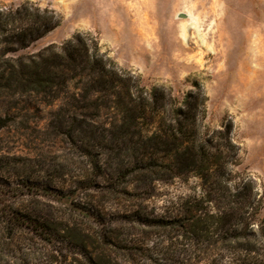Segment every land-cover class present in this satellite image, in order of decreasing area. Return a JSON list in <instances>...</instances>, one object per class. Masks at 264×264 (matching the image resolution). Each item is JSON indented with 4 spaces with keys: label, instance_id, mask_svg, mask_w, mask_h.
Instances as JSON below:
<instances>
[{
    "label": "rangeland",
    "instance_id": "rangeland-1",
    "mask_svg": "<svg viewBox=\"0 0 264 264\" xmlns=\"http://www.w3.org/2000/svg\"><path fill=\"white\" fill-rule=\"evenodd\" d=\"M26 2L55 9L62 23L10 57L92 34L156 94L168 126L181 108L195 115V132L182 148L176 135L155 144L139 134L148 121H121L113 104L94 108L109 97L73 87L54 104L0 93V117L12 120L0 130V264H264V0H0ZM192 143L223 156L217 179L255 186L263 209L249 228L241 216L254 209L238 212L237 201L225 227L181 221L186 202L212 186L173 167Z\"/></svg>",
    "mask_w": 264,
    "mask_h": 264
},
{
    "label": "trees",
    "instance_id": "trees-1",
    "mask_svg": "<svg viewBox=\"0 0 264 264\" xmlns=\"http://www.w3.org/2000/svg\"><path fill=\"white\" fill-rule=\"evenodd\" d=\"M61 23L62 17L53 8H42L32 2L19 6L0 3V93L34 92L43 95V101L47 104H54L66 97L73 87L85 92L84 98L90 95L109 97L104 104L98 101V97L96 102H93L94 108L113 104L121 116V121H130V125L135 126L141 121H148V130L139 134L155 144L161 143L164 137L176 135L175 139L180 140L181 144L178 145L182 148L193 139L195 115L180 108L177 110L176 127L171 124L169 127L166 120L167 111L156 94L146 91L140 86L135 75L121 68L103 52L99 39L92 34L86 38L78 34L73 41L58 49L51 45L31 55L9 56L31 47ZM74 81L77 82L71 84ZM134 95L137 98H134ZM10 121L11 117H0V130L6 128ZM194 145L195 143H192L193 147L186 149L187 158L178 157L173 167L178 171L177 175L189 170L194 171L206 181L210 180L212 186L208 191L205 190L200 199L192 196L186 202V211L181 214V221L193 229L192 231L201 227L207 231L216 225L215 228L219 229L220 226L225 227L234 221L235 214L232 213L226 219V211H233L237 204L238 212L253 207L252 213L247 215L248 211H244L241 216L244 228H249L263 209L262 198L256 200L255 186L249 182L232 186L229 181L217 179V172L224 167L223 156L213 150L214 146ZM157 155L158 150L151 152L148 158L150 162H156L159 159ZM224 174L225 172L221 173V177ZM239 188L241 191L233 193L232 190ZM222 199L228 201L225 210L219 209L211 214L204 210L205 203H216ZM17 219L18 224L31 223L35 226V223L27 218ZM153 222L160 225L170 224L169 220L164 219ZM205 224L208 225L207 228Z\"/></svg>",
    "mask_w": 264,
    "mask_h": 264
},
{
    "label": "water",
    "instance_id": "water-1",
    "mask_svg": "<svg viewBox=\"0 0 264 264\" xmlns=\"http://www.w3.org/2000/svg\"><path fill=\"white\" fill-rule=\"evenodd\" d=\"M180 16L186 17V18L189 17V15L188 14H185V13H181Z\"/></svg>",
    "mask_w": 264,
    "mask_h": 264
}]
</instances>
